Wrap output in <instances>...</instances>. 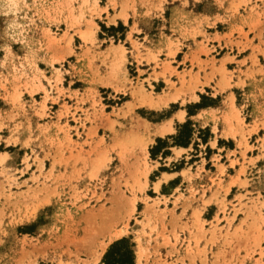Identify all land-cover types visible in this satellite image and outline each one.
Returning <instances> with one entry per match:
<instances>
[{
  "label": "rangeland",
  "instance_id": "obj_1",
  "mask_svg": "<svg viewBox=\"0 0 264 264\" xmlns=\"http://www.w3.org/2000/svg\"><path fill=\"white\" fill-rule=\"evenodd\" d=\"M225 29L238 66L207 47ZM211 80L236 149L164 158L192 127L155 121ZM120 238L133 264H264V0H0V264H103Z\"/></svg>",
  "mask_w": 264,
  "mask_h": 264
},
{
  "label": "crops",
  "instance_id": "obj_2",
  "mask_svg": "<svg viewBox=\"0 0 264 264\" xmlns=\"http://www.w3.org/2000/svg\"><path fill=\"white\" fill-rule=\"evenodd\" d=\"M227 31H228V29L227 30L225 29L222 31H219V30L210 31L208 34V37H209V40H211V41L208 40L207 47H211V48L213 47V50H215V53H218L219 56L216 57L215 55H213V53H212L213 50L211 49L210 54L212 56H214L215 59H222L225 56H227V57L233 56V58L229 61L235 62V65L238 66L237 63L241 60V58L239 57L240 54L238 52H236V53L234 51H232V52H229V51L218 52V50H217V43H219V44L222 43L219 38L222 37V35L224 33H226ZM181 47L178 48L176 53L182 51L185 55L189 56V53H190L189 48L186 47L185 50H182L184 48V44ZM199 47H200V45H195V46L193 44L190 45L191 50L198 49ZM226 53H228V54H226ZM181 57H184V56L182 55ZM178 62L180 63L181 61H178ZM227 63H228V61H225L226 67H227V65H226ZM185 64H186L185 68H188L189 63L185 62ZM172 66L176 67L177 71H181L183 69V67H181L180 64H176V65L172 64ZM150 68H151V66H149L147 68V71H146L147 74H150ZM192 70L194 71L195 67H193ZM199 75H200V80H202L203 77H202L201 71L199 72ZM163 81L164 80L162 78H158L156 80H154V79L150 80V83H151V86H154L155 84H159V85L162 84ZM211 81L212 82L202 84L201 88H200V86H198L193 91L196 98L187 99L185 104L183 105V107H182V105L175 106L168 113V115H165L164 119H160V121H155L156 122L155 124H157L158 126L155 127L154 133H158V134H155V136H159V137H163L165 135H171L172 133H175L176 128H177V124H181V123L188 121L189 125L192 127V135L190 136V139H189L190 141H188L184 145L183 144H171V142H170L168 145L163 147V148H166L168 150V152L165 153L164 158L170 157V159H172L173 158L172 154H173L174 149H176V150L182 149V152L180 155L182 157L184 152L187 151L189 149V147H192L194 145L199 146V144L202 145L203 147H206L208 150L211 149V152L208 153V158L210 157L211 154L216 153L215 150H220V152H221L220 156L223 157L226 154L225 153L226 149H228V150L236 149V141H237L238 135L232 136L231 128H230V125H229L228 120H227L228 113H230V110H231V104L233 103L234 105H237L236 97L234 94L232 97L227 95V93L223 94V91L221 89H218L217 85L214 83V80H211ZM206 88L207 89L209 88V89L207 90ZM202 90L206 93V95H208L206 98H204L205 100H208V101L201 102V100L203 99V97H201V95L203 93ZM171 93L173 94L174 91L171 90L169 95H172ZM149 99L150 98H148L146 100L148 101ZM158 99L159 98L155 99L154 102L152 99H150L153 104H147V105H155V103ZM179 99L180 98L178 96L175 98H169L168 100H166L165 104L168 105L170 103H180ZM158 105H160V104H158ZM166 105H162L159 108L155 107V108H151V109H154L155 111L160 110V109L164 108ZM180 112H182V114ZM168 124L171 126L172 130H166L162 133L155 131L156 129H159V128H165ZM201 130H202V132H201ZM195 132H198V134H196ZM255 132H257V131L252 132L251 135L254 136ZM195 134H196V139L199 140V143L198 142L194 143V141H195L194 135ZM252 155H253V152H252ZM235 156H237V155H235ZM229 158H231V155ZM204 160H205V158H204ZM223 162L226 166L225 171L229 172L228 173L229 176H233L235 174V171H237V169L239 168V165L238 164H234L233 166L229 165V159H224ZM195 165L197 167H195ZM212 165H215V164L212 162ZM191 168L192 169L198 168V170L202 176H204L202 171H206L205 164H204V162L201 161V159L194 160ZM211 168H212V170H210L211 172L216 170L215 166H213ZM179 173H180V170L168 172V174L172 175L168 178V181L178 178L179 183L176 182V184H180L181 178L179 176ZM212 176H213V173H212ZM253 177L256 178V176H254V174H253ZM223 179L225 181L228 180V178L226 176H223ZM247 179H248V185L252 184L255 181V179H253L252 177L251 178L247 177ZM163 183H166V181L159 183V185H158L159 189L161 188ZM234 186L235 185H231L229 187L230 190H232V187H234Z\"/></svg>",
  "mask_w": 264,
  "mask_h": 264
},
{
  "label": "trees",
  "instance_id": "obj_3",
  "mask_svg": "<svg viewBox=\"0 0 264 264\" xmlns=\"http://www.w3.org/2000/svg\"><path fill=\"white\" fill-rule=\"evenodd\" d=\"M185 126V123L182 127ZM190 130V129H189ZM177 140L174 144H182ZM103 264H133L134 256L127 240L120 238L109 244L102 258Z\"/></svg>",
  "mask_w": 264,
  "mask_h": 264
},
{
  "label": "bare ground",
  "instance_id": "obj_4",
  "mask_svg": "<svg viewBox=\"0 0 264 264\" xmlns=\"http://www.w3.org/2000/svg\"><path fill=\"white\" fill-rule=\"evenodd\" d=\"M124 15V14H123ZM111 19V21H113V17L112 18H110ZM82 35H84V33H82ZM167 94V93H166ZM166 94H164V96L163 97H161V98H159L157 101H156V103L157 104H163V103H165V101L170 97V95H166ZM192 96L194 95L193 93L191 94ZM171 97H174V95L173 96H171ZM151 99V98H150ZM148 100L150 103H152V101L151 100ZM154 102V101H153ZM166 130H172V128H171V126L168 124L165 128H159V129H156L155 131L156 132H159V133H162V132H164V131H166ZM157 188H158V182H156L155 183V189L157 190ZM124 229H125V227H124ZM123 228H114V229H112L111 230V232L109 233V236H108V239H109V241L110 240H113L112 238H116V237H118L122 232H123V230H124Z\"/></svg>",
  "mask_w": 264,
  "mask_h": 264
}]
</instances>
